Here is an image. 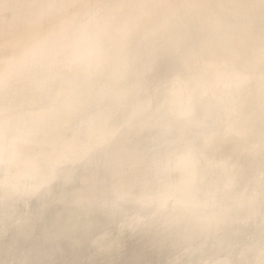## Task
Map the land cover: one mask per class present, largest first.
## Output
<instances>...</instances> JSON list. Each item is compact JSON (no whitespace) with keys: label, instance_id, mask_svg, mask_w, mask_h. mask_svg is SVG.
<instances>
[{"label":"clouds","instance_id":"9594fccd","mask_svg":"<svg viewBox=\"0 0 264 264\" xmlns=\"http://www.w3.org/2000/svg\"><path fill=\"white\" fill-rule=\"evenodd\" d=\"M0 264H264V0H0Z\"/></svg>","mask_w":264,"mask_h":264}]
</instances>
